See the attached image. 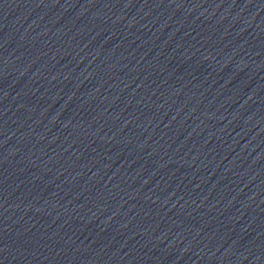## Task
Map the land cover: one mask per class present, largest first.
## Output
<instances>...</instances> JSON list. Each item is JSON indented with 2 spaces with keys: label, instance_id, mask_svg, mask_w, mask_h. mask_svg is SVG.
<instances>
[{
  "label": "water",
  "instance_id": "95a60500",
  "mask_svg": "<svg viewBox=\"0 0 264 264\" xmlns=\"http://www.w3.org/2000/svg\"><path fill=\"white\" fill-rule=\"evenodd\" d=\"M203 141L264 238V0H83Z\"/></svg>",
  "mask_w": 264,
  "mask_h": 264
}]
</instances>
